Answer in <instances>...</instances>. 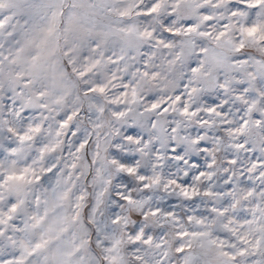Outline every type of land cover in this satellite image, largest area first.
<instances>
[{
    "label": "snow or ice",
    "instance_id": "1",
    "mask_svg": "<svg viewBox=\"0 0 264 264\" xmlns=\"http://www.w3.org/2000/svg\"><path fill=\"white\" fill-rule=\"evenodd\" d=\"M0 264H264V0H0Z\"/></svg>",
    "mask_w": 264,
    "mask_h": 264
}]
</instances>
